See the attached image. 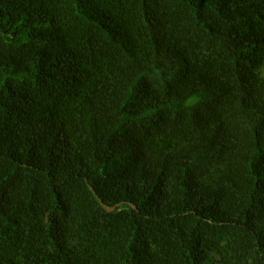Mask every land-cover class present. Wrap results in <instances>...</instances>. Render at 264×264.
<instances>
[{
  "label": "trees",
  "instance_id": "16d2710c",
  "mask_svg": "<svg viewBox=\"0 0 264 264\" xmlns=\"http://www.w3.org/2000/svg\"><path fill=\"white\" fill-rule=\"evenodd\" d=\"M264 264V0H0V264Z\"/></svg>",
  "mask_w": 264,
  "mask_h": 264
},
{
  "label": "rangeland",
  "instance_id": "374dc122",
  "mask_svg": "<svg viewBox=\"0 0 264 264\" xmlns=\"http://www.w3.org/2000/svg\"><path fill=\"white\" fill-rule=\"evenodd\" d=\"M208 264H214V263H212V262H209Z\"/></svg>",
  "mask_w": 264,
  "mask_h": 264
}]
</instances>
